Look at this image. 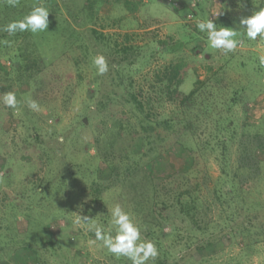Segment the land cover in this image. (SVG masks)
Returning a JSON list of instances; mask_svg holds the SVG:
<instances>
[{
  "label": "rangeland",
  "instance_id": "obj_1",
  "mask_svg": "<svg viewBox=\"0 0 264 264\" xmlns=\"http://www.w3.org/2000/svg\"><path fill=\"white\" fill-rule=\"evenodd\" d=\"M123 1L88 0V21L82 23L63 0H55L53 15L61 29L36 40L40 58L25 61L24 69L9 43H0V96L14 92L18 100L15 110L0 102V264H130L93 243L92 233L73 222L83 207L107 227L108 210L117 203L156 243L155 264H264V206L248 205L251 197L264 203V191L250 190L249 200L245 195L243 204L232 207L230 196L216 195L222 179L242 172L235 166L264 140V68L257 61L264 42L242 37L243 46L225 56L211 49L195 27L216 10L224 11L217 26L231 27L238 15L248 14L251 0L239 10L236 0ZM74 33L79 35L75 44ZM98 54L109 66L102 76L92 64ZM176 63L182 82L175 101L159 87L157 74ZM252 79L254 86L245 88L257 89L253 99L222 108L235 86ZM199 80L205 82L202 96L179 105ZM113 89L119 102L106 106ZM132 91L149 102L144 110L150 120L187 118L186 129L177 123L169 127L159 158L155 151L137 154L133 147L139 123L123 101ZM29 97L41 105L39 113L26 107ZM217 121L227 127L220 129ZM242 141L249 147L243 153ZM256 149L261 176L250 182L254 186L264 181V148ZM110 162L120 169L108 173ZM128 169L138 171L125 180L121 172ZM144 171L165 185L164 191L157 188L165 201L189 185L200 197L199 222L207 230L195 231L170 207L158 233L147 212L150 189ZM210 240L216 241L201 248Z\"/></svg>",
  "mask_w": 264,
  "mask_h": 264
},
{
  "label": "trees",
  "instance_id": "obj_2",
  "mask_svg": "<svg viewBox=\"0 0 264 264\" xmlns=\"http://www.w3.org/2000/svg\"><path fill=\"white\" fill-rule=\"evenodd\" d=\"M108 0H92V3H105ZM116 2H120L121 0H115ZM125 2V0L123 1ZM36 3H43L49 10V24L48 28L44 32L32 34L30 32H23V33H16L14 36H8L7 33L0 32V41L7 40L9 41V45L11 49L14 51V59H16L18 62L17 66L20 69H24L27 60H32L34 62L36 59L40 58V50L39 45L40 38L45 35L48 32H58L60 31L61 27L59 28L58 24H56V18L54 17V11L56 2L55 0H20V6L17 8H11L8 7L3 0H0V25L6 24L9 20L17 19L22 17L24 14H26L31 6ZM63 4L65 8L70 11L69 13H72L73 18L77 22H85L88 21V0H63ZM80 26H83V24H79ZM57 30V31H56ZM76 34V35H75ZM75 35L73 43H77L78 41V33H74ZM17 39H19L17 42ZM31 39V41H29ZM38 40L39 42L37 43ZM84 44V41L82 42ZM127 47H123V51H126ZM15 63V62H14ZM115 63L113 62V65H111V69L114 68ZM180 63L176 64H170L166 67H164L160 73L157 74L158 76V84L159 87L165 91L167 97L169 100H177L178 99V88L179 85L182 82V78L180 76ZM216 75V74H215ZM214 75V76H215ZM204 80L197 81L196 86L187 94L183 95L182 98L178 100V104H184L185 103H193L196 99L200 98L202 96L201 89L204 85ZM240 82L239 84H241ZM251 86H254V80L251 81H245L242 83V85L235 86L234 90H232V95L229 101L223 100V106L222 108L231 110L234 106L241 104L242 102H246L249 98L254 96L257 93V89L250 90L251 88L248 86L245 88L247 84H250ZM262 84L264 85V82L262 81ZM115 87H118V84H115ZM212 86L211 84L208 85V88L210 89ZM249 90L252 92V94H249ZM91 91V90H90ZM112 91V92H111ZM108 91L111 92L108 96V101L105 104L106 106L111 105L112 103H118L119 101H116L118 96L115 94L113 95V90ZM95 92V89L91 91V95L93 96V93ZM248 96V97H247ZM212 98V94L210 96ZM124 106L127 104H130L135 111L134 114V121L135 123H139V128L134 127V149L137 150V154H140L141 151L144 153H148L150 151H155L158 153V158L160 157L159 153H161V145H163L166 141V135L169 127L173 128L172 123L182 124V129H186V124L188 123L187 118L174 120L171 118V120H161L156 121L154 119L150 120L149 112L144 110V107L146 106V103L141 99L136 97L135 92H131L128 97H125L123 100ZM201 101V100H200ZM201 103V102H200ZM208 105L205 107L207 108ZM150 109V108H148ZM139 115V116H138ZM218 127L220 129H225L226 126H222L219 121L216 122ZM158 127V128H157ZM223 127V128H222ZM107 130V129H106ZM136 135V136H135ZM260 137L256 135V138ZM221 147L224 149L226 147V136H222L220 139ZM256 146H260L264 148V140H258V143L256 145H252L251 148V155L243 157L239 162L238 166H235L237 169L243 170L240 173H231L229 178L225 177V180L222 179L223 186L222 188H219V191L216 193L217 196H230L227 198L228 205L231 207L234 204H243L246 198H250V190H257V192L261 195L264 191V185L259 184L257 186L250 185V182L252 180L257 179L259 176H261V160L258 158V155L256 154ZM249 147L247 144L244 143V141L241 142L240 149L242 150V153L245 152ZM241 156V155H240ZM104 160L106 157L103 158ZM109 166L111 167V170L108 171V173H111V171H117L120 169L119 164H111L109 163ZM186 169H182V171H185ZM128 172L122 171L121 176L122 178H125V180H129L131 173L137 172L135 169L127 170ZM131 171V172H130ZM244 171H251L252 175L249 177H246L244 175ZM145 174L146 178V186L148 189H150L149 192V210L148 215L153 219L154 222L157 224V232H161L164 224H162L166 218H164L163 222L161 223V219L164 216L168 215V209H172V211L180 214L185 220L191 224L192 228L195 231H206L207 228H204L201 226L199 222V215L200 211L202 209V204L200 201V197L197 193L192 192L189 185H186L185 188L179 189L177 193H174L173 196L168 197L167 201H165L164 198H162V194L159 192V187L164 191L165 185L161 184L159 182V179L153 176L150 173H143V177ZM245 176V177H244ZM259 186H262V189H259ZM228 187V188H226ZM259 195V196H260ZM144 197H147V195H144ZM248 205L256 206V205H262L264 206L263 200H259L255 197H251ZM247 205V206H248ZM258 214L254 216V219L258 218ZM264 217V213L260 216ZM251 224V223H249ZM152 232L154 231V225L152 228ZM151 232V233H152ZM176 235V234H174ZM216 240H210L206 241L204 246L202 245L201 248L211 245Z\"/></svg>",
  "mask_w": 264,
  "mask_h": 264
},
{
  "label": "clouds",
  "instance_id": "obj_3",
  "mask_svg": "<svg viewBox=\"0 0 264 264\" xmlns=\"http://www.w3.org/2000/svg\"><path fill=\"white\" fill-rule=\"evenodd\" d=\"M11 8L20 6V0H3ZM237 9L246 7L244 0H236ZM253 7L248 14H240L233 20V26L218 27L215 20L224 15L223 10L211 12L206 19L198 20L195 27L200 33L205 34L208 46L214 50H220L227 56L235 53L243 46L245 37L249 41L264 42V0H251ZM50 10L43 3L33 4L30 10L22 17L9 20L6 24L0 25V32L14 36L16 33L30 32L32 34L44 32L48 28ZM0 43L8 44L3 40ZM257 61L261 68H264V55H259ZM92 64L97 75H104L109 71L108 63L102 54L93 57ZM0 102L6 107L17 109L18 100L14 92H7L0 96ZM26 107L32 112L39 113L41 105L32 98L26 99ZM60 142L63 137H60ZM109 211L110 219L107 227L92 220L81 207L73 221L75 225L83 228L94 236L93 243L99 245L116 259L124 258L130 264H155L159 256V250L154 241L146 239L141 228L129 211H126L120 204H114Z\"/></svg>",
  "mask_w": 264,
  "mask_h": 264
}]
</instances>
